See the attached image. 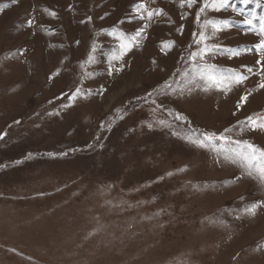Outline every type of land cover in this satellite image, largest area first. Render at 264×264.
<instances>
[{
    "label": "rangeland",
    "instance_id": "374dc122",
    "mask_svg": "<svg viewBox=\"0 0 264 264\" xmlns=\"http://www.w3.org/2000/svg\"><path fill=\"white\" fill-rule=\"evenodd\" d=\"M217 7L0 0V264H264V0Z\"/></svg>",
    "mask_w": 264,
    "mask_h": 264
},
{
    "label": "snow or ice",
    "instance_id": "6c2138e0",
    "mask_svg": "<svg viewBox=\"0 0 264 264\" xmlns=\"http://www.w3.org/2000/svg\"><path fill=\"white\" fill-rule=\"evenodd\" d=\"M154 2V0H153ZM210 0H204V5L205 7H207L209 5ZM182 4H187L188 6H191L192 4L196 3V0H181ZM211 3L213 5H219V7L216 8L217 11H219L221 8L225 7L228 3V0H211ZM141 8H144L145 5L143 2H141L140 4ZM204 11V7H202L198 12H197V21L200 22V13ZM156 14H163L162 10H154L153 12H149L148 15L149 17H151L152 15H156ZM52 15L54 16L55 13H52ZM243 23H247V24H251L252 20L251 19H246L243 21ZM228 22L225 21H213V20H205L203 21V25L205 27L211 26V28L213 29L211 35H215L216 32H219L221 30H223V27L227 26ZM143 31V29H140L137 31L136 36L132 37L131 39H129L126 35H120L117 36V40L119 41L118 44V49H119V55H114L112 57V60L114 61H118L121 60L122 57L133 47L135 39L137 36L140 35V33ZM262 32H264V26H262L261 29ZM109 35H112V33H109ZM195 35V33H194ZM200 37L202 40H206V39H210L211 36L210 35H206L205 32H200L199 33ZM258 48H262L264 49V40H262L260 42V45H257ZM212 49L210 47H208L207 45L204 48H201L200 51L198 52H193L191 53V59L193 61H195L197 59V57H199L201 60L204 59L205 57V53L208 51H211ZM228 51H233V50H228ZM233 54H239L233 51ZM94 61V57L90 54L88 57V63H93ZM261 61L258 60L257 64H260ZM83 66V65H82ZM123 65L121 64L120 67H116L115 64L110 63L109 65V75H111L113 72H119L122 69ZM200 66L195 64L193 65V70L195 71V69L199 68ZM206 67L208 68H212L214 67L213 65H206ZM249 72H251V69H248ZM197 77L194 75L193 76V80H195ZM199 79L201 80H209L212 82V86H219V84H222L225 80L231 82V83H241L244 79H247L246 76H242L239 73L235 72V71H229L227 75L220 77L219 80H217V78L215 76H212L211 74L205 73L203 71H201L199 73ZM165 87H167V84L165 85ZM258 87L260 88H264V83H261L258 85ZM230 90V88L228 89ZM77 92H79V89L77 90ZM246 96L245 97H241V101H245L246 100ZM239 107V104H238ZM176 119H185V117H183L180 114L176 115ZM246 120L249 122V124L251 126H255V127H264V117H260L257 116L256 119H253L252 116H249L246 118ZM161 123H163V121H161ZM238 123L243 124L244 122L240 121ZM225 131H230L229 129H226ZM212 136L209 135L207 137H204L203 140H200L199 142L197 141H193V143H198V146L203 147L204 146V140H211ZM248 148L251 150L248 154L246 159L248 160V163L251 167H256V162L257 161V155L256 153H259L260 155V163H259V173L261 176H264V150L258 149L256 148L255 145L249 144ZM235 162V161H233ZM249 211H251V209H249Z\"/></svg>",
    "mask_w": 264,
    "mask_h": 264
}]
</instances>
